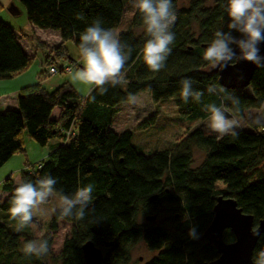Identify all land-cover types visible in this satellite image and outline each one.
<instances>
[{
    "label": "trees",
    "instance_id": "1",
    "mask_svg": "<svg viewBox=\"0 0 264 264\" xmlns=\"http://www.w3.org/2000/svg\"><path fill=\"white\" fill-rule=\"evenodd\" d=\"M15 1L24 9L30 30L51 29L59 35L60 43L49 52L42 47L46 50L45 70L37 75L34 84L18 91L15 108L0 112V168L16 152L23 153L24 133L39 147L50 145L51 149L47 162L34 172L22 174L20 182H35L55 170L56 187L65 194L89 183L94 185V192L84 220L62 218L56 210L46 234L39 237L49 240V254L43 258L27 257L22 252L23 243L37 238L30 227L15 231L16 221L11 219L9 208L16 186L7 177L1 184L6 197L0 201V264H83L80 245L72 239L64 240L59 254L52 255L57 220L89 224L87 233L100 238L104 247H116L136 230L139 214L154 217L140 229L145 247L156 253L144 264H206L215 260V248L200 240V236L212 218L218 197L232 199L243 214L252 217L256 227L264 218V197L256 201L249 196L255 184H264V127L253 124L247 113L264 109V67L254 72L248 87L228 90L240 97L245 113L240 119L251 130H238V137L209 136L195 129L168 148L145 152L135 143L130 130L115 133L111 129L117 108L129 102V94L136 96L140 92H147L154 104L173 99L178 120L184 123L208 118L202 106L211 102L219 105L223 93L207 91L210 85L217 89L220 86L217 76L208 72L203 52L217 30H228L226 0H186L185 5L172 0L177 15L172 28L176 38L160 72L150 71L143 60V45L148 37L142 15L132 7L131 0ZM126 9L130 13L118 36L133 49L124 67L127 85L108 86L104 95L93 86L85 96L78 95L69 83L50 91L42 85L46 70H56L55 64L56 74L62 73L60 67H69L70 72L75 68L70 66L73 60L65 43H72L78 54L76 61L82 58L80 34L97 19L87 18L90 13L105 14L98 19L103 21L102 27L114 32L121 27ZM78 15L83 19H78ZM33 58L34 55L27 57L16 34L0 21V81L23 73ZM184 78H190L193 88L204 93L199 103L182 100L180 81ZM245 89L249 90L248 96L243 94ZM91 96H95V101ZM226 107L232 111L229 102ZM55 109L59 113L53 119L51 113ZM157 122L142 126L162 131L163 125ZM193 150L201 154L196 165ZM222 164H228L237 175L225 189L217 190L213 171ZM156 219H161L158 225L153 223ZM193 227L195 239L188 235ZM222 240L229 244L234 236L225 230ZM261 248L264 234L259 237L252 257Z\"/></svg>",
    "mask_w": 264,
    "mask_h": 264
},
{
    "label": "clouds",
    "instance_id": "2",
    "mask_svg": "<svg viewBox=\"0 0 264 264\" xmlns=\"http://www.w3.org/2000/svg\"><path fill=\"white\" fill-rule=\"evenodd\" d=\"M132 7L142 15L147 39L143 45V60L152 72H160L175 42L172 28L177 15L172 0H131ZM225 12L228 18L227 31L214 33V38L203 52V60L211 69L223 71L240 61H248L257 67H264V57L260 55L259 45L264 42V0H226ZM78 19L83 16L78 15ZM103 21L95 19L80 34L79 52L83 67L71 77L75 82L94 86L100 95L108 91V86H125L128 83L124 67L131 57L132 47L120 40L117 33L102 27ZM233 32L239 35H233ZM236 49L239 50L237 53ZM180 96L184 103L189 100L200 102L203 92L193 88V81L184 78L180 81ZM207 91L223 93L219 105L215 102L202 106L207 114L206 126L209 132L220 137H238L243 127L240 117L245 113L240 97L229 93L221 85L219 89L210 85ZM95 101V96H91ZM129 103L135 104L136 97L129 94ZM226 102L231 104L229 112ZM248 119L258 127H264V112L248 114ZM57 179L51 175L33 181H22L14 189L9 214L16 221V232L29 227L37 211L53 197H58V211L62 218L73 217L84 220L86 212L93 203L94 185L89 183L78 187L73 193L65 194L58 190ZM98 222V221H97ZM253 235H260L252 229ZM190 238H197L195 228H190ZM22 252L27 257L43 258L50 252L47 238L27 240ZM253 264H264V248L254 253Z\"/></svg>",
    "mask_w": 264,
    "mask_h": 264
},
{
    "label": "rangeland",
    "instance_id": "3",
    "mask_svg": "<svg viewBox=\"0 0 264 264\" xmlns=\"http://www.w3.org/2000/svg\"><path fill=\"white\" fill-rule=\"evenodd\" d=\"M177 2L179 5L186 4V0H177ZM11 4L18 11V14L14 17L10 16L8 12ZM126 12L127 9L125 11V17L122 21L121 27L115 30L114 33L120 34L121 30L124 29L130 13ZM3 14H7V19L11 22H14V31H18L19 35H21V38L25 39L22 41V46L27 57L31 59V57L34 55L32 63L29 65L26 73L19 77L20 79L16 81V84L18 85H21L23 83L24 85H30L33 81L36 82L35 76L36 73L40 72L39 66H41V62H43L45 58L46 50L47 52L51 51V48H48L47 45L52 44V34L54 33L50 32L52 31L51 29L46 31H40L37 29L30 30V27L25 18L24 9L15 0H0V16ZM87 18L91 19L92 17L91 15H89ZM42 47L46 50H43ZM65 49L68 51L70 59L73 60V62L76 61L78 54L72 43H65ZM74 63L76 64V62ZM54 67L58 69L57 64H55ZM43 69L45 70V68ZM77 70H79L77 68V64L69 74L58 73L54 75H46L49 73V71L46 70L45 77L42 80V84H46V87H48L46 89L50 91L59 85L69 83L72 88L74 87V90L78 95L85 96L93 86L84 85L79 82L73 81L71 77ZM14 85L10 84L9 87H6L5 83H1L0 95L2 94V92L9 91V89L15 87ZM243 94L248 96L249 90L245 89L243 91ZM7 95V100H9L10 94L7 93ZM135 97V104L127 102L121 104L117 108V114L113 118L111 129L115 133H121L123 131L130 130L134 135L135 143L145 152H152L155 150H160L162 148H168L171 145L182 140L189 132L195 129H200L206 135L219 137V135L211 133L207 129V119L203 121H196L193 123H184L183 121H179L173 99H168L161 103L154 104L151 102L147 92H140ZM2 104L3 101L0 99V105ZM262 110V112H264V109ZM56 112L57 111L54 110L51 113V118H56ZM258 112L259 110H252L247 114H256ZM155 121H158L157 123L163 125L162 131H156V129L152 131L151 127L144 128L142 126L144 123L148 124ZM157 123L155 125L156 127L158 126ZM242 124V130L247 132L251 131L245 126L243 122ZM21 143L23 153L16 152L11 157V159L0 168V180L2 179L1 177L3 175H7V177H11L12 180H14V186H17L20 183L22 174L34 172L39 169L40 165L46 163L51 149L50 145L39 147L24 133L21 136ZM193 157L194 163L196 165L201 159V154L197 150H193ZM213 173L216 177L215 188L217 190L225 189L228 183L237 175V172L231 169L228 164H222L219 168L214 169ZM55 174L56 171L53 170L48 175L54 177ZM1 183L0 201L1 198H3ZM263 197L264 184H255L251 190L249 198L251 200L261 201ZM56 210H58V197H53L46 204L42 205L39 211L36 212L33 218V222L29 226L34 238H39L40 236L46 234L47 225ZM145 217V215L139 214L136 222V230L125 237L120 245L116 247H104L100 238L87 233L86 230L89 224H77L63 220H57L56 230L52 234V255L56 256L59 254L62 242L64 240L72 239L77 245H81L85 241H91L93 245L102 253V264H115L116 261L124 262V264H144L156 254L155 252L147 250L140 238V229L142 225L146 224ZM160 222L161 219H156L153 223L158 225Z\"/></svg>",
    "mask_w": 264,
    "mask_h": 264
},
{
    "label": "water",
    "instance_id": "4",
    "mask_svg": "<svg viewBox=\"0 0 264 264\" xmlns=\"http://www.w3.org/2000/svg\"><path fill=\"white\" fill-rule=\"evenodd\" d=\"M8 12L12 17L18 14L12 4ZM259 48L260 55L264 57V42L259 45ZM236 51L239 52L238 49ZM258 68L260 67L242 60L223 71L208 67V72L217 76L220 87L223 85L228 90L241 91L248 87ZM153 220L154 217L145 218L146 222ZM252 229H257L260 235H253ZM225 230H229L233 234L234 241L232 243L223 242L222 234ZM262 234H264V218L258 221L256 227H253L252 217L243 214L232 199L218 197L215 201L212 218L200 236V240L213 246L218 255L215 260L206 264H253L252 252ZM79 248L83 264H102V253L91 241H85Z\"/></svg>",
    "mask_w": 264,
    "mask_h": 264
},
{
    "label": "crops",
    "instance_id": "5",
    "mask_svg": "<svg viewBox=\"0 0 264 264\" xmlns=\"http://www.w3.org/2000/svg\"><path fill=\"white\" fill-rule=\"evenodd\" d=\"M89 15H91V17L92 18H99V17H103L105 14H97V15H95L94 16V14H92V13H90ZM101 15V16H100ZM0 21H2L4 24H6V25H8L12 30H13V32L16 34V36H17V38H18V43L20 44V46L23 48V46H22V41L23 40H25L24 38H21V35H19V33H18V31L17 32H15L14 31V29H13V25H14V22H11V21H9L8 19H7V14H3V15H1L0 16ZM40 31H43V30H40ZM46 31V30H45ZM51 33H54V34H52L53 35V37H52V39H53V41H52V44L51 45H47V47L48 48H53V47H56V46H58L59 45V43H60V38H59V35L57 34V32H55V31H50ZM118 35H119V33H117ZM24 35V34H23ZM25 36V35H24ZM26 38V37H25ZM44 40V39H43ZM55 40V41H54ZM47 48V49H48ZM32 63V62H31ZM31 63H29V65L31 64ZM76 64H77V68L78 69H81L82 67H83V60H82V58L80 59V60H78V61H76ZM29 65H28V67H29ZM28 67H27V69H28ZM27 69L23 72V73H21L20 75H18V76H16V77H14L13 79H11V80H8V81H2V82H0V84L1 83H5V85H6V87H9V85L10 84H15L14 86L15 87H13V88H11V89H9V91H6L7 93H9L10 94V96H9V100H7L8 98V95H7V93L6 92H2V94L0 95V99L3 101V104L2 105H0V112H3V111H5V110H7V109H11V108H15V96H16V94L18 93V91L21 89V88H23V87H25V86H28V85H24V83L23 84H21V85H18V84H16V81L18 80V79H20L19 77H21L22 75H24L25 73H26V71H27ZM39 70H40V72L43 70V62H41V66H39ZM40 72H38V73H36V76H35V79H36V77H37V75L40 73ZM35 83V81H33L30 85H32V84H34ZM43 85V84H42ZM45 88H48V87H46V84H44L43 85ZM49 88H51V87H49ZM74 88V87H73ZM7 95V96H6ZM7 101V102H6ZM57 112V115H58V113H59V110L58 109H55ZM54 111V110H53ZM56 118H57V116H56ZM56 118H53V119H56ZM2 179L0 180V183L1 182H3L6 178H7V175H3L2 177H1ZM14 181V180H13ZM2 184V183H1ZM3 198H1V201L6 197V194H4L3 193V196H2Z\"/></svg>",
    "mask_w": 264,
    "mask_h": 264
},
{
    "label": "built area",
    "instance_id": "6",
    "mask_svg": "<svg viewBox=\"0 0 264 264\" xmlns=\"http://www.w3.org/2000/svg\"><path fill=\"white\" fill-rule=\"evenodd\" d=\"M75 63L74 62H71V67H75ZM60 71H62V73H64V74H66V73H69L70 72V68L69 67H60ZM56 72H57V69L55 70V69H51V70H49V74H51V75H54V74H56Z\"/></svg>",
    "mask_w": 264,
    "mask_h": 264
}]
</instances>
